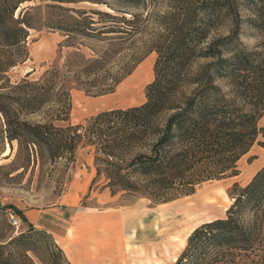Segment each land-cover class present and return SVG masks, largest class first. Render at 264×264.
Returning a JSON list of instances; mask_svg holds the SVG:
<instances>
[{
	"label": "trees",
	"instance_id": "trees-1",
	"mask_svg": "<svg viewBox=\"0 0 264 264\" xmlns=\"http://www.w3.org/2000/svg\"><path fill=\"white\" fill-rule=\"evenodd\" d=\"M27 1L30 0H0V81L6 77L7 70L29 57L26 43L32 23L18 12ZM120 1L136 7L147 2ZM187 1L179 0L183 11L189 6ZM243 1L251 11L248 23L264 30V0H203L199 6L202 15L195 8L191 15L173 26L172 33L156 49L155 77L147 86L146 101L140 105L101 111L87 123L60 127L56 121L68 120L71 108L66 87L58 85L51 70L37 80L22 79L13 90L30 111L40 109L54 97L61 105L49 120L30 122L12 114L0 101V119L1 116L4 119L6 137L10 141H24L27 146L36 145L40 150L46 146L52 159L73 160L83 143L94 145L97 152L121 158L123 162V157L133 148H146L147 151L136 153L126 162L125 173L121 174L119 169L111 176L110 185L129 190L149 189V195L157 202L192 194L204 181L238 174V161L249 152L258 136L264 135V127L259 125L264 112V59L239 49L226 55L229 50L218 49V44L223 42L220 39L210 40L197 53L196 47L208 38L210 28L223 17L234 22L225 45L229 47L232 40H238L244 21L240 14ZM96 12L111 20L122 19L127 24L120 28L103 25L100 27V30L106 29L103 32H132L133 20L125 15L119 18L110 12ZM79 13L73 17L78 24L96 23V18L82 17V11ZM198 56L214 61L190 77L184 70ZM220 80L234 87L231 92L224 91ZM120 81L116 77L106 92L114 91ZM190 85L193 88L188 91ZM4 88L1 84L0 89ZM63 91L65 99L60 98ZM133 175L143 177L144 185L139 186ZM115 192L113 189L112 193ZM230 194L233 202L226 216L197 226L173 264H210L237 252L254 255L264 264V165L246 185L235 182ZM16 212L24 218L22 210ZM43 232H21L7 242L0 237V264H32L29 253L38 248L33 235ZM21 254L22 260L18 259Z\"/></svg>",
	"mask_w": 264,
	"mask_h": 264
},
{
	"label": "rangeland",
	"instance_id": "rangeland-1",
	"mask_svg": "<svg viewBox=\"0 0 264 264\" xmlns=\"http://www.w3.org/2000/svg\"><path fill=\"white\" fill-rule=\"evenodd\" d=\"M202 1H187L189 6L184 5L187 7L184 11L179 0H147L144 6L138 7L120 0L27 1L18 12H22L32 23L26 43L29 57L5 72L6 77L0 81V85L5 86L0 89V101L9 107L12 114L30 122L49 120L61 105L57 103L56 97L40 109L30 111L18 100L13 87L26 77L37 80L47 70H51L58 85H64L69 91L71 99L68 120L56 121V125L60 127L87 123L101 111L140 105L146 101L147 86L155 77L154 66L158 56L156 49L172 33L173 26L180 24L195 8L196 13L202 15V10L199 11ZM244 3L240 4V14L244 21L239 39L232 40L230 48L225 45L234 22L231 18L223 17L214 28H210L208 38L196 47V53L206 47L210 40L220 39L223 42L218 44V49L221 52L229 50L226 55L239 49L254 52L257 57L264 59V30L248 23L251 11ZM79 11H82V17L96 18V23L89 25L82 24V21L78 24L73 17H77ZM96 11L110 12L119 18L125 15L133 20L132 32H103L106 30H100L103 25L120 28L127 24L120 21L122 19L111 20V17L101 16ZM102 18L110 20L104 21ZM210 61L214 59L198 56L192 59L184 73L194 77ZM116 77H120L121 81L114 91L106 92ZM219 83L224 91L231 92L234 88L228 81L220 80ZM192 88L193 85L188 86V91ZM61 94L60 98L65 99L64 91ZM3 121L1 116L0 200L3 205L0 208V237L7 242L11 236L21 232L34 234V230H38L49 233L33 235L32 239L36 240L38 248L29 253L32 264L71 263L49 231L30 227L16 210L49 209L58 203L76 181L83 185L88 183L80 203L82 206L124 208L127 212L137 206L141 208V220L131 222V230L135 231L139 227L138 223L142 228L148 227L151 232L149 239L156 242L150 241L152 248L157 246L160 250L158 253L164 251L159 258L150 256L147 249L139 250L140 256L145 259L143 262L173 264L197 226L226 216V211L233 202L230 194L233 184L238 182L242 186L246 185L264 165V135L260 134L249 152L238 161V174L204 181L192 194L181 195L168 202H157L149 195V189L129 190L116 184L110 185L111 176L119 169L121 174L125 173L123 167L126 162L136 153L147 151L146 148H133L123 157V162L121 158L97 152L94 145L83 143L76 150L73 160L66 157L52 159L46 146L40 150L36 145L27 146L24 141H10L6 137ZM259 125L264 127V112ZM97 157L100 158L97 160ZM132 177L139 182V186L146 181L137 175ZM113 189L116 190L115 193H112ZM7 209L18 215L19 227L11 224ZM45 218V221L50 222V219ZM111 224L109 231L113 234L110 236L118 240V228ZM142 236L143 240L148 239L146 234ZM135 250L138 252L137 248ZM18 259L22 260L24 256L18 255ZM257 259L249 253L237 252L223 261L214 260L210 264H260Z\"/></svg>",
	"mask_w": 264,
	"mask_h": 264
},
{
	"label": "crops",
	"instance_id": "crops-1",
	"mask_svg": "<svg viewBox=\"0 0 264 264\" xmlns=\"http://www.w3.org/2000/svg\"><path fill=\"white\" fill-rule=\"evenodd\" d=\"M87 185L74 182L58 203L49 209L22 210L24 222L32 228L49 231L71 264H148L143 262L145 259L139 250L147 249L152 257L164 253H158L157 246L152 248L151 244L156 242L149 239L151 232L148 227L142 228L138 223L139 227L131 230V222L135 223L142 217L143 210L138 206L127 212L124 208L99 209L80 205ZM45 217L50 222L45 221ZM110 224L118 228V240L110 236L113 234L109 231ZM145 234L148 239L143 240L142 235Z\"/></svg>",
	"mask_w": 264,
	"mask_h": 264
},
{
	"label": "built area",
	"instance_id": "built-area-1",
	"mask_svg": "<svg viewBox=\"0 0 264 264\" xmlns=\"http://www.w3.org/2000/svg\"><path fill=\"white\" fill-rule=\"evenodd\" d=\"M9 220L13 226L19 227L20 225V218L17 214H14V212L11 209L6 210Z\"/></svg>",
	"mask_w": 264,
	"mask_h": 264
},
{
	"label": "water",
	"instance_id": "water-1",
	"mask_svg": "<svg viewBox=\"0 0 264 264\" xmlns=\"http://www.w3.org/2000/svg\"><path fill=\"white\" fill-rule=\"evenodd\" d=\"M2 205H3V204H2V201L0 200V208L2 207Z\"/></svg>",
	"mask_w": 264,
	"mask_h": 264
}]
</instances>
